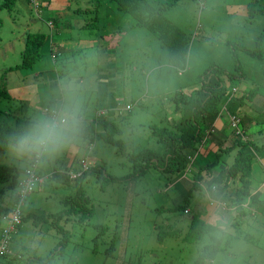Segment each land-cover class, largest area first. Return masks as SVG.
Wrapping results in <instances>:
<instances>
[{"label":"rangeland","instance_id":"374dc122","mask_svg":"<svg viewBox=\"0 0 264 264\" xmlns=\"http://www.w3.org/2000/svg\"><path fill=\"white\" fill-rule=\"evenodd\" d=\"M4 1L0 0V83L6 86L10 101H3L10 107L22 102L25 111L28 105L39 111L44 104L40 100L45 94L42 92L43 87L40 89L42 84L34 70L10 68L20 62L26 32L46 31L47 22L42 20L45 19L43 10L38 12L39 8L34 9L26 0H15L10 9L2 5ZM92 1L95 4L98 2L95 15H74L73 7L81 9L78 3L84 9H94L90 3L86 7L83 1L66 2L69 5L64 0L60 1L62 13L68 12V15L59 21L60 36L54 33L53 39L73 38L75 40L71 45L75 46L77 42L78 48H73L67 57L64 54L59 57L58 61L66 59L68 63L52 68L57 69L55 71L60 76V84L62 80L75 78L84 85L85 116H91L97 106L96 101L103 98V104L113 101L124 106L126 102L132 103L130 112L121 113V118L117 120L121 129L119 138L126 141V150L136 152L147 147L154 150L156 156H160L167 149L168 146L156 140L149 125L157 123L168 126L178 120L172 95L180 92L184 99L192 101L195 90L200 86L198 74L205 67L216 63L224 70L236 72V60L229 45L236 49L240 61L239 74L242 73L237 79L234 98L243 93V90L257 88L259 95L254 96H258L255 99H261L262 103L264 0H148L151 3L171 2L165 8L164 16L190 39L180 75L178 70L168 64L166 51H161L154 35L147 28L134 25V17L130 13L117 9L112 0ZM200 2L203 3L202 7ZM61 11L58 9V13ZM95 16L96 19H93ZM92 23L96 27L91 32L88 26ZM83 25H86L85 28L81 27ZM239 44L249 47L252 53L242 51ZM44 75L50 77L51 82H55L53 70L46 71ZM59 93L60 87L54 91L53 98H58ZM178 96V102L183 103L184 99L181 95ZM42 111L41 107L40 112ZM21 113L22 110L17 111L18 115ZM3 115L9 122L13 121V115ZM261 123L253 122V125H249L252 133L247 138L255 142V138L263 139L264 125ZM218 127H223L224 133L219 132L213 138H226L230 127L222 119L218 121ZM206 131L207 134H213L216 126L213 125L212 129ZM213 138L207 144L202 142L200 147H196L201 156L205 154L206 159L198 158L191 151L196 162L205 163L209 159L208 155H214L220 150H212L209 146ZM204 144L206 145L203 146ZM85 148L86 144H81L65 153L41 174L42 181L28 195L22 210L25 214L28 207L33 218L35 213H42L44 218L37 225L33 224L32 216L22 221L20 236H15L14 241L11 240L12 244L17 243L19 248L20 242L28 241L32 246L31 252L38 254L34 264H192L205 235L191 242L185 238V230L191 216L194 213L200 216L199 207L204 208L199 199L200 188L192 190L187 196L186 213L180 208L174 212L167 210L172 203H184V194L188 193L191 186L192 173L184 171L182 174L185 176L178 173L174 177L177 170L163 172L161 162L151 164L143 173H139L138 164L141 160H130L126 154L119 153L116 146L99 139L94 141L87 157L91 164L104 165L107 174L115 178H109L105 186L100 188L96 175H88L82 180V187L89 198L92 213L81 222L78 219L76 221L74 212L61 213L56 218L58 223L53 222L54 216L49 214L67 207L63 199L74 192V187L71 181L66 183L54 178L50 176V172L62 164H71L75 171L80 170ZM235 152V149H230L220 154V165L229 164ZM153 157L155 158L151 156V159ZM10 163L12 161L7 151L5 155L0 154V164ZM197 167H193V170ZM212 171L203 183H214L211 180L217 178L219 173L218 169ZM252 173L254 182L258 187L262 185L263 189L264 180H259V173ZM237 186V180H232L225 191L232 195ZM8 190L5 188V192L0 193V205L7 199ZM259 193L263 196L262 190ZM230 205L226 204L230 235L218 244L219 251L207 264H264L263 199L258 207L254 210L251 208L252 211L247 209L240 218L236 217ZM67 215L69 219L65 220ZM0 220L3 226L5 221L2 218ZM95 224H101L100 232ZM157 234L161 239H157ZM62 241L65 242L62 255L57 251L62 245L60 244L53 255L48 257L49 260L40 258L46 257ZM20 248L23 258L26 259V252L31 249ZM4 260L5 258L0 257V264Z\"/></svg>","mask_w":264,"mask_h":264},{"label":"trees","instance_id":"16d2710c","mask_svg":"<svg viewBox=\"0 0 264 264\" xmlns=\"http://www.w3.org/2000/svg\"><path fill=\"white\" fill-rule=\"evenodd\" d=\"M59 1L62 0H26V2L32 5L34 9L38 7V12L41 13L43 10L42 13L44 14L45 19L42 20L47 22L46 26L48 29L46 31L39 30L36 32H26L23 40V49L20 53V62L10 69L14 68L27 71L34 70L33 72H36V69L38 68L37 63L42 57V49L44 45L47 41H49L50 37H54V33L57 36H60L58 33V31H60L58 23L60 20H63L62 17L66 16H60L55 10V7H58ZM68 1L72 0H64L66 5H69L66 3ZM74 1H83L86 4V7L88 6V3L95 7L94 9H84L83 6L78 3V6L81 7V9L79 10L73 7L72 10L74 13L79 15L84 13L95 15L98 2L95 4L92 0ZM112 1L115 3L117 9L128 12L134 17V25L145 27L154 35L159 42L161 51H166L168 64L172 68L176 69L177 67H182V65H184L190 39L183 30L164 16V10L171 2L166 3L165 1H162L157 3V1H152L151 3L148 0ZM14 3L15 0H5L2 5L10 9ZM92 18L96 19V16ZM85 26L86 25H83L81 27L85 28ZM95 27V23L88 26L91 32L95 29ZM260 40L261 35L257 40V48ZM230 46L234 59L236 60L234 66L236 72L224 70L221 65L216 63H212L211 65L205 67L203 71L198 74L200 86L195 90V95L192 97V101L184 99L185 97L183 93L180 92H176L172 95L174 111L178 113V120L173 121L168 126L157 123L149 125V129L155 136L156 140L161 142L164 146H168L160 156H156V154L153 153L154 150L147 147H143L136 152L126 150V141L119 138L121 129L117 120L121 118V113L130 112L132 109L131 102H126L124 106H120L118 102L115 103L113 101L108 104H103L102 102L105 98L96 101L97 106L95 107L92 115L85 116V129L82 144H86V148L82 161L86 162L87 167L83 168L84 162L81 161V169L75 171L71 164H62L61 166L55 168L50 174V176L61 179L66 183L71 181L74 187V192L70 195H66L63 199L67 207L56 211L55 213L49 214L50 216H54L53 222L56 224L58 223L56 218L59 217L61 213L71 214L74 212L76 221L78 219L79 222H81L85 216L92 213L91 204L89 205V198L85 194L82 187V180L87 178L88 175H96L100 188L105 186L106 182L109 181V178H111V180L115 178L112 175L107 174L104 165L95 163L91 164L87 157L96 139L116 146L117 151L121 154H126L130 160H141V163L138 164L139 173H143L149 166H151V164L155 165L156 162L158 164L159 162L163 164V172L168 173L170 171L177 170L174 177L178 176V173H180V176H184V174H182L184 171L191 172V186L188 188V193L184 194V203L181 205H175L172 203V206L167 208L168 211L174 212L179 208L184 210L188 206L186 198L189 194H191L190 192L194 189L200 188V182L204 179V176L211 174V171L213 170L212 172H214L216 169H218L219 175L211 181H214L213 184L217 185L216 187L223 195L225 203H229L233 206L236 217L240 218L245 213L247 210L245 205L247 203L250 202L253 204H260L261 200H259V195L254 193L252 188V155L250 152H247L246 149L250 146H254L259 150H264V142L256 144L255 141L247 138L249 134H251L249 128L245 129L242 126L244 133H247L246 137L243 138L242 136L235 134V128L226 118H224L223 121L231 129L227 136V139L229 138L230 140V144L228 146L225 145L218 148L220 150L212 156L211 160L199 165L196 170H193V167L196 165L189 162L185 158V154H187L186 150L189 151L188 153H191V151H194L204 138L206 130L212 125L210 122L212 117L218 116L219 118L223 106H225L229 100L234 97V92L237 89V79L242 76V73L239 74L240 61L236 54V49L234 46L229 45V47ZM239 48L247 54L252 53L251 49L245 45L239 44ZM59 57L60 55H57L54 58V60L57 61L55 62L56 64L60 61H58ZM256 93H258V89L251 88L240 96L235 97V101L237 100V104L243 105L245 100L244 98L251 99ZM178 95H181L184 99L183 103L178 102L180 100ZM57 99L58 98L48 100L44 99V103L48 107H51L50 104L52 102L55 103ZM3 100L10 101V94L6 86L3 83H0V154L5 155V152L7 151L5 146L7 138L11 136L13 132L22 124L27 123L32 116H30V111H25V108L22 106V102L16 103L15 106L10 107L9 104L5 105V101ZM1 104L7 108H3ZM100 109L101 113L96 115V113H98L97 111ZM18 110H22L20 115L17 114ZM3 114H5L6 117L10 114L13 115V121L9 122ZM230 149L236 150L230 160L231 162L229 164L220 165L221 162H219V155ZM151 156H155V158L153 157L151 159ZM135 166H137V164H135ZM235 179L238 183L236 191L234 190L232 195H228L225 189H227L232 180ZM0 184V193L5 192V188L9 189L8 195L11 194V196L9 195L10 198L8 203L11 205L14 201H16L18 188V170L14 166L13 162L10 164H0ZM5 203L6 200H4L3 205H0V219L2 214L7 212L10 208V205L6 206ZM157 210L161 211L159 208H157ZM30 216L33 218V215L30 212L23 214L22 221ZM43 218L42 213H35V217L32 219V222L34 225H37V223ZM64 219H69V216L67 215ZM234 223H236V221L232 224ZM21 226L22 223L19 224L15 228L14 232L10 234V241L8 244L9 248L13 234L16 233ZM95 226H98L97 231L100 232V228L102 229L101 224H95ZM2 228L3 226L0 220V237ZM175 230L177 231V229ZM185 231V238L187 240L191 242L199 240L198 238L205 235L206 232L205 218L202 217L201 214L199 216L194 213V215H192L189 219L187 229ZM157 239H161L158 234ZM64 243L65 242L63 241L58 242L52 252H50L46 257L40 258L49 260L48 257L53 255V252L56 251L60 244L62 245L57 251H59V254L62 255ZM219 249L220 246L218 244L211 248L201 246L192 264H207L215 258ZM27 255L28 257L26 259L23 258L20 252L10 255H1L0 257L5 258L1 264H34L38 254L29 252Z\"/></svg>","mask_w":264,"mask_h":264},{"label":"clouds","instance_id":"9594fccd","mask_svg":"<svg viewBox=\"0 0 264 264\" xmlns=\"http://www.w3.org/2000/svg\"><path fill=\"white\" fill-rule=\"evenodd\" d=\"M42 108L44 113L30 118L6 141V150L18 170V193L30 194L35 191L42 181L41 174L45 173L65 153L80 146L83 142L86 106L84 85L81 82L75 78L62 80L57 101L51 107L46 105ZM45 108H47L46 111ZM222 115L224 116V114ZM225 118L235 128L236 135L246 137L243 127L239 126L242 125V120L238 110L226 114ZM218 119H222V117L220 116ZM217 120L213 125L217 123ZM206 139L209 138L206 137L202 140ZM202 140L200 143L203 142ZM196 151L198 150L195 149L193 152L198 158H201L202 156H198ZM185 156L189 162L196 166L204 164L196 162L193 153H187ZM212 156L211 154L208 160H211ZM207 175L200 182L202 184L199 192V199L204 205L206 214V232L201 246L211 248L223 242L230 235L231 228L228 208L223 195L215 184L210 181L203 183ZM187 211L186 207L184 212ZM222 264H227V262H222Z\"/></svg>","mask_w":264,"mask_h":264},{"label":"crops","instance_id":"0c3cea01","mask_svg":"<svg viewBox=\"0 0 264 264\" xmlns=\"http://www.w3.org/2000/svg\"><path fill=\"white\" fill-rule=\"evenodd\" d=\"M199 5H200V7H202L203 3L200 2ZM58 9H60V11H61V9H63V7L60 4V1L58 2V7H55V10H56L57 13H58ZM62 12L63 11H61V13H58V14L60 16H67L68 15V12L66 14L62 13ZM74 15H75V13H74ZM53 38L54 37H50L49 41H47V43L44 45L43 50H42V57L39 60V63H37V67L38 68L36 69V72H35L36 73L35 74L36 77L40 80V83L42 84V86H40V89H42V87H43L42 92H43V94H45V95H43V98L40 100L42 102H44V99H47V100L48 99H54L52 95H53L54 91L58 87H60V83H59L60 76L55 71L57 69H55V68L53 69L52 67H55V65H59V67H61V65L63 63H68L66 61V59H64V60H60L56 64L55 62H57V61H55L54 58L57 55L62 56L63 54L65 55V57H67V55L70 53V51L73 48H76V49L78 48L77 42H75V46L71 45V42L75 40L73 38L69 39L70 37L69 38L56 37L57 38L56 40L60 39L59 41H56ZM63 39H67L68 41L65 42ZM40 61H42V62H40ZM53 61H54V63H53ZM182 69H183V67H177L176 68V70H178V73H179L178 75L182 74V71H181ZM50 70H53V72L55 73V77H56L55 78V82H51V78L44 75L46 73V71H50ZM243 93H245L244 90H243ZM243 93H241V94H243ZM241 94H238L237 97L240 96ZM256 95H259V94L256 93ZM256 97H258V96H254L251 99L244 98L245 100H244V104L243 105L237 104V100L235 101V98L233 97L234 99L233 98L230 99L229 103H227L225 106H223V110L224 111H221V114H224V116L222 115L223 116L222 117L221 114H220V116L222 117V119H224L226 117V114L231 113L234 110H238L239 115H240L241 120H242V126L245 129L248 128L249 125H253L252 124L253 122L254 123L263 122V125H264V98H263L262 103H261V99L256 100L255 99ZM253 98H254V101H253ZM53 104H54V102H52L50 104V106H52ZM43 106H46L45 103L43 105H41L40 108L43 107ZM40 108H39V111H36L35 108L32 105H28L26 110L30 111V116L33 117V116H35L37 114H41ZM42 113H44V112L42 111ZM217 119L218 118L212 119L210 121L212 123L211 127L213 126V122H215ZM219 120L220 119H218L217 120V124H215V126L217 128H216V131L213 134H207V131H206L204 139L206 137L209 138V139L202 140L206 144L211 138H213L215 135H218L219 132L224 133L223 127H218V121ZM211 127H209V128H211ZM228 134L229 133H226V138H223V139H220L219 137L213 138L212 142L209 144V146H211L212 150L218 149L221 146L223 147L225 144L229 145L230 144V140H229V138L227 139ZM255 139H256V144L264 142V136H263V139H259V138H255ZM206 144H204L203 146H205ZM200 145H201V143H200ZM246 151L250 152V154L252 155V157H251L252 158L251 174H252V179H253V186H252L253 192L259 195V200L262 201V199H263V207H264V188L262 189V185L260 187H258V185L254 182V180H255L254 179V173H252V171L255 172V173H259V175L261 176V179H259V180H264V150L263 149L259 150V149L255 148L254 146H250V147H248L246 149ZM196 152H197V155L200 156L199 151H196ZM209 157H210V155H208V158ZM201 159H206L205 154L201 157ZM259 190L263 191V196H260ZM9 195L11 196V194H9ZM9 195H7V199H6V203H5L6 206L10 205L8 203L9 202V198H10ZM252 204L253 203H251V204L247 203L245 205V208L247 206L246 209L251 210V208H252V210H254L256 207H258L257 205H259V204H253V205ZM23 205L25 206V204H23ZM231 207H233V206H231ZM25 210H26V213L30 212L29 211L30 209H28V207ZM199 210H200L199 212H200L201 216L205 218V215H206L205 214V209L200 206ZM253 213H255V212H253ZM19 234H20L19 230L16 233H14L13 236H12V241H14V237L15 236L16 237L20 236ZM19 245H20V247H24V250L31 249L30 250V253H31L32 246L29 244L28 241H26L25 243L20 242ZM20 247L18 248L17 243H13L12 244V242H11V253L10 254L17 253V252L21 253L22 251H21ZM26 253L28 254L29 252H26ZM21 255H22V253H21Z\"/></svg>","mask_w":264,"mask_h":264},{"label":"built area","instance_id":"2783aa9c","mask_svg":"<svg viewBox=\"0 0 264 264\" xmlns=\"http://www.w3.org/2000/svg\"><path fill=\"white\" fill-rule=\"evenodd\" d=\"M46 110L47 108H45V111ZM97 112L98 113H96V115L100 114L101 109L98 110ZM86 167L87 165L84 162L83 168H86ZM28 195L29 193L23 194V193L17 192L16 201H14L10 205L9 210L5 212L4 214H2L1 216L2 220L5 221V224L3 225L2 233L0 237V256L8 255L11 253L9 245H8L10 241V234L14 232L15 228L22 222V215H23L22 206H23L24 200L26 199Z\"/></svg>","mask_w":264,"mask_h":264}]
</instances>
